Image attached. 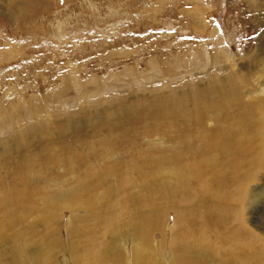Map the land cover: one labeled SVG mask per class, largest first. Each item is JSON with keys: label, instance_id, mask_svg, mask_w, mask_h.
Here are the masks:
<instances>
[{"label": "rangeland", "instance_id": "1", "mask_svg": "<svg viewBox=\"0 0 264 264\" xmlns=\"http://www.w3.org/2000/svg\"><path fill=\"white\" fill-rule=\"evenodd\" d=\"M263 43L264 0H0V201L7 186L21 194L16 215L8 213L15 203L5 206L0 264H11L10 249L26 264L34 254L43 264H81L69 230L99 238L124 264L134 248L150 255L172 242L174 213L166 208L181 206L174 184L191 178L170 177L165 167L152 174L137 152L168 155L172 145L156 126L173 134L196 106L202 120L185 126L212 129L235 125L244 106L264 103ZM166 108L180 117L175 124L157 118ZM263 115L257 110L253 119ZM256 131L251 187L264 179V121ZM104 149L109 160L97 161ZM70 157L69 166L59 161ZM39 159L42 172L16 180L18 165ZM92 184L96 191L87 192ZM81 192L87 199L71 203ZM154 208L168 213L149 232L148 251L134 226ZM252 214L246 229L264 239V217L254 225ZM162 259H171L165 249Z\"/></svg>", "mask_w": 264, "mask_h": 264}, {"label": "bare ground", "instance_id": "2", "mask_svg": "<svg viewBox=\"0 0 264 264\" xmlns=\"http://www.w3.org/2000/svg\"><path fill=\"white\" fill-rule=\"evenodd\" d=\"M258 51L257 59L260 58L258 62L261 66L264 65V43ZM260 70H262L261 73L264 72V68ZM229 84L230 96L236 97L235 86L231 82ZM263 92L264 87L259 93ZM257 110L264 114V103L257 102L255 106H244L239 123L212 129H205L200 124L190 128L185 126L193 119L202 120L203 113L198 106L195 107V114H186L181 119L169 108L157 114L159 120L168 119L170 124H175L179 119L181 124L175 127L173 134L167 133L160 124L157 125L155 132L169 141L172 148L169 147L170 149L167 150L168 155L166 152H160L159 157L154 154L155 151L142 154L138 151L136 159L142 162L139 166L148 165L149 168H153L150 172L152 174H159L164 167L170 168L171 171L168 170V172L171 173L168 176H174L172 172L180 173V175L184 173L191 178V182L178 184L175 181L177 183L174 184L176 186L174 188L182 191L178 200L181 206L166 208L174 213L172 224V227L174 226L172 231H175L174 240L164 244L160 249L150 251L153 252L150 255L142 253L137 248L132 249L131 264H264V239L246 229L248 221L246 214L253 213L254 225L257 223L259 226L264 217L262 212L264 210L257 212L259 210L257 205L261 196L264 195V179L261 180V186L251 187L258 179L256 170L259 167V152L254 150L258 142L256 127L264 121V115L259 121L253 119ZM149 134L154 133L149 132ZM108 138H112V135L107 136L106 143ZM119 143L121 144L122 141ZM104 156L106 161L109 160L105 149L101 150L95 159L100 161ZM40 160L18 165L15 171L16 180L23 182L28 173L35 172V169L38 173L42 172L44 169L42 163L45 162ZM59 161L69 166L72 159L71 157L60 158ZM46 163L56 165V161L51 157L47 158ZM139 166L131 165L130 171H136ZM91 186L85 190L93 193L97 186L96 184ZM12 187L7 186L2 192L0 209L4 211L0 213V225L3 222L7 202L15 203L14 210L7 211L9 214L16 215L20 208L21 194L17 192L18 195L14 196ZM85 195H87L85 192H81L73 195L69 200L71 203H76L84 198L87 199ZM163 195L169 199L172 198L170 191ZM10 196H13L14 200L9 199ZM197 197L198 199L204 197V199L191 205L192 203L189 202H193ZM161 210L162 208L152 209L150 214L153 212L155 216H144L134 226L136 237L139 238L142 247L147 250L149 232L155 228L158 229L163 224V217L168 213L163 208V215L156 217ZM107 221H103L102 225L107 226ZM67 233L78 239L74 251L80 255L81 264H124L119 254L113 259L109 258V248L103 241L99 242V238L87 236L78 231L69 230ZM45 247H47L46 243ZM164 249L171 257L166 263L162 259ZM9 251L11 264L25 263L19 257L17 258L15 249ZM73 258L75 261L78 259L76 255ZM32 264H43L38 254L33 255Z\"/></svg>", "mask_w": 264, "mask_h": 264}]
</instances>
